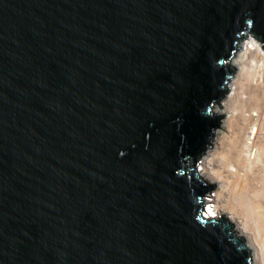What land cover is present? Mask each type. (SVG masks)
<instances>
[{
	"label": "water",
	"instance_id": "obj_1",
	"mask_svg": "<svg viewBox=\"0 0 264 264\" xmlns=\"http://www.w3.org/2000/svg\"><path fill=\"white\" fill-rule=\"evenodd\" d=\"M264 0H0V264H251L196 164Z\"/></svg>",
	"mask_w": 264,
	"mask_h": 264
},
{
	"label": "bare ground",
	"instance_id": "obj_2",
	"mask_svg": "<svg viewBox=\"0 0 264 264\" xmlns=\"http://www.w3.org/2000/svg\"><path fill=\"white\" fill-rule=\"evenodd\" d=\"M260 53L258 42L247 37L229 60L236 76L228 80L219 107L212 108V114L223 119L196 168L199 177L215 187L203 200L204 216L224 218L233 227L251 264H264V114L259 112L264 105V67L255 57Z\"/></svg>",
	"mask_w": 264,
	"mask_h": 264
},
{
	"label": "rangeland",
	"instance_id": "obj_3",
	"mask_svg": "<svg viewBox=\"0 0 264 264\" xmlns=\"http://www.w3.org/2000/svg\"><path fill=\"white\" fill-rule=\"evenodd\" d=\"M247 38V37H246ZM236 73H235V71H234V73L230 76V79L231 78H235V75ZM227 95V93L224 95V97L223 98H221L220 99V101H222V100H224V98H225V96ZM214 105V104H213ZM264 105H261L260 106V109H259V112L262 114L261 116L263 117V114H264V107H263ZM212 108H213V106L211 107V112H212ZM238 110H237V108L236 107H234V112L232 113V116H233V118H235L236 119V117L238 116ZM201 158V157H200ZM200 158H199V161L197 162V164H196V168H197V166H198V163L201 161L200 160ZM207 182V181H206ZM208 183V182H207ZM213 190L210 192V193H207L206 195H205V200H207V198H209V195H213L214 194V192H215V187L214 188H212ZM212 204V203H211Z\"/></svg>",
	"mask_w": 264,
	"mask_h": 264
},
{
	"label": "built area",
	"instance_id": "obj_4",
	"mask_svg": "<svg viewBox=\"0 0 264 264\" xmlns=\"http://www.w3.org/2000/svg\"><path fill=\"white\" fill-rule=\"evenodd\" d=\"M259 44V43H258ZM260 45V44H259ZM256 61L264 67V53L261 52L260 54L256 55Z\"/></svg>",
	"mask_w": 264,
	"mask_h": 264
}]
</instances>
